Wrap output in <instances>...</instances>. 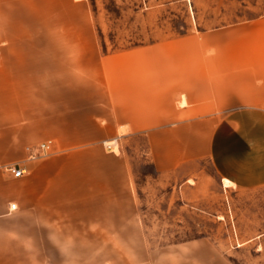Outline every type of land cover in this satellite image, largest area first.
Instances as JSON below:
<instances>
[{"label":"crops","instance_id":"0c3cea01","mask_svg":"<svg viewBox=\"0 0 264 264\" xmlns=\"http://www.w3.org/2000/svg\"><path fill=\"white\" fill-rule=\"evenodd\" d=\"M70 5L82 13L39 33L36 50L29 32L8 28L7 14L0 25V164L24 161L25 175L6 172L22 179L24 202L45 219L64 217L71 224L65 230L86 231L96 241L89 245H142L130 160L121 146L117 152L103 145L142 134L156 170L183 172L185 188L206 197L202 177L210 161L233 200L264 204V47L254 46L253 25L105 52L86 1ZM31 53L38 54L34 63ZM49 139L58 153L26 159L27 146ZM261 225L264 238V214ZM202 243H174L151 264H207L195 249Z\"/></svg>","mask_w":264,"mask_h":264},{"label":"rangeland","instance_id":"374dc122","mask_svg":"<svg viewBox=\"0 0 264 264\" xmlns=\"http://www.w3.org/2000/svg\"><path fill=\"white\" fill-rule=\"evenodd\" d=\"M4 1L0 0V25H5L7 14L9 29L29 32L31 50H36L39 33L59 30L61 18L82 13L71 7L70 0H8L10 7L3 6ZM85 1L105 52L244 21L254 27V46L264 47V0ZM29 57L34 63L38 54ZM44 57L47 63L54 58ZM103 145L107 150L114 147V143ZM118 146L133 170L143 244L89 245L96 241L89 240L86 231L65 230L71 224L64 217L43 218L32 204L24 202L22 179L7 178L6 167L12 162H5L0 164V264H151V256L155 261L156 256H165L172 244L196 238L203 240L195 249L205 252L207 264H264L261 198L238 196L233 200V193L225 191L210 161L205 162L202 177L206 197H201L203 191L184 187L183 172L165 174L156 170L146 135L123 136ZM59 151L55 145L52 151H39L35 158L26 159H45ZM12 203L17 204L15 209L10 208ZM81 226L84 224H73L74 228Z\"/></svg>","mask_w":264,"mask_h":264},{"label":"built area","instance_id":"2783aa9c","mask_svg":"<svg viewBox=\"0 0 264 264\" xmlns=\"http://www.w3.org/2000/svg\"><path fill=\"white\" fill-rule=\"evenodd\" d=\"M53 147L54 142L51 139L39 142L35 145H29L27 146V150L30 152L28 158H35L36 153H38L39 151H52ZM6 172L9 176L20 177L27 173V167L23 164L18 165L17 163H11L10 165H7ZM16 207V203H12L10 206V208L12 209H15Z\"/></svg>","mask_w":264,"mask_h":264},{"label":"bare ground","instance_id":"6f19581e","mask_svg":"<svg viewBox=\"0 0 264 264\" xmlns=\"http://www.w3.org/2000/svg\"><path fill=\"white\" fill-rule=\"evenodd\" d=\"M111 143H114V147L110 146ZM108 144H109L111 150H116L117 152L119 151V146H118L117 138H115V139H113L111 141H107L106 142V145H108Z\"/></svg>","mask_w":264,"mask_h":264}]
</instances>
